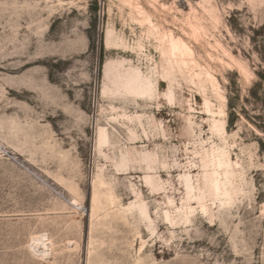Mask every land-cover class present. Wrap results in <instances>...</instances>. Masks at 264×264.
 <instances>
[{"label": "rangeland", "instance_id": "1", "mask_svg": "<svg viewBox=\"0 0 264 264\" xmlns=\"http://www.w3.org/2000/svg\"><path fill=\"white\" fill-rule=\"evenodd\" d=\"M262 127L264 0H0V264H264Z\"/></svg>", "mask_w": 264, "mask_h": 264}, {"label": "bare ground", "instance_id": "2", "mask_svg": "<svg viewBox=\"0 0 264 264\" xmlns=\"http://www.w3.org/2000/svg\"><path fill=\"white\" fill-rule=\"evenodd\" d=\"M171 42V41H170ZM176 42H173L172 41V45H175ZM105 45L109 48V47H112L114 46V40L111 39V36L109 34V32H107L106 34V40H105ZM110 72V66L109 64H105L104 67H103V73L105 75V77L108 76V73Z\"/></svg>", "mask_w": 264, "mask_h": 264}, {"label": "trees", "instance_id": "3", "mask_svg": "<svg viewBox=\"0 0 264 264\" xmlns=\"http://www.w3.org/2000/svg\"><path fill=\"white\" fill-rule=\"evenodd\" d=\"M232 124V121L229 119L228 120V126H230ZM262 128H264V127H262Z\"/></svg>", "mask_w": 264, "mask_h": 264}]
</instances>
